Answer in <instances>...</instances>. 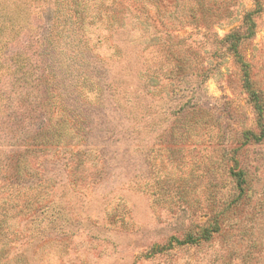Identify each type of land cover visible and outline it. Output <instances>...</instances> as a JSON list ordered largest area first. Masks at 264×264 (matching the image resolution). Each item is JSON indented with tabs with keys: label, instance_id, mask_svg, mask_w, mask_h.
Returning <instances> with one entry per match:
<instances>
[{
	"label": "rangeland",
	"instance_id": "rangeland-1",
	"mask_svg": "<svg viewBox=\"0 0 264 264\" xmlns=\"http://www.w3.org/2000/svg\"><path fill=\"white\" fill-rule=\"evenodd\" d=\"M253 4L238 0L233 15L209 31L175 29L174 37L198 50L212 71L196 91L171 95L157 76L166 57L150 43L152 30L141 45L134 39L139 33L125 34L119 54L115 31L101 22L85 21L87 30L74 31L65 0H0V215L10 228L0 248L27 240L29 220L35 227L28 245L0 253V264H17L23 252L20 264H220L227 253L237 264H264V140L241 147L244 131L257 133L255 117L239 67L220 45ZM116 26L124 29L127 21ZM85 43L96 63L86 59ZM241 55L264 89V1ZM44 67L53 77L49 94L37 80ZM85 71L90 80L78 77ZM180 97L192 99L195 111L174 117L165 107ZM138 102L145 116L128 119ZM51 124L57 133L45 145L38 137ZM27 150L16 170L10 155ZM234 153L248 198L226 214L222 234L209 243L169 248L171 237L205 222L232 195ZM16 187L17 200L7 201ZM31 196L46 205L42 216L35 202L33 218L19 214ZM156 245L168 249L152 254Z\"/></svg>",
	"mask_w": 264,
	"mask_h": 264
},
{
	"label": "trees",
	"instance_id": "trees-1",
	"mask_svg": "<svg viewBox=\"0 0 264 264\" xmlns=\"http://www.w3.org/2000/svg\"><path fill=\"white\" fill-rule=\"evenodd\" d=\"M130 2H125L124 0H99L96 4L92 3V0H65L66 8H68L69 18L72 21V26L74 31H79L83 28V23L86 21L88 26H92L96 21L101 22V25L107 27V31H115L117 35V45L115 46L118 53H121L123 49L122 42L126 40L124 35H129L131 32L139 33L137 38H134L138 43L142 44V39L145 41V34L147 30H152V37L149 38L150 43L159 47L165 54L166 57V67H159L157 76H159L161 82H165L162 86L167 88L171 95H175L176 92H186L196 91L201 88L202 85L208 80L212 68L205 67L198 50L185 46L184 43L177 40L173 32L176 28L182 27L184 25H191L194 29L201 30H212V28L219 23L226 21L230 18L232 13V8L235 6L238 0H129ZM264 0H253V8L244 13L241 20V25L235 29L230 30L224 38L220 41V45L223 46L227 52L233 57L235 65L239 67L240 72V82L242 91L246 94L248 102L253 111L255 117V128L257 133L251 130H246L242 133V145L241 147L247 146L249 144H260L264 140V89L259 87L253 78V69L249 61L245 60L241 55V48L244 43L251 41L255 35L256 29V18L261 14L263 10ZM133 9V10H132ZM123 10H127L124 17L120 16ZM135 11H139L140 15L136 16V19L132 20ZM119 19L127 21V27L122 29L120 26H116ZM140 20V21H139ZM17 30V29H16ZM87 35V34H86ZM83 36V35H82ZM80 36V37H82ZM84 37V36H83ZM15 40V35L11 36V41ZM94 40L99 41V37ZM147 40V39H146ZM8 43V41H6ZM85 43L84 54L88 61L96 63V55H92L91 51L87 48ZM143 51V50H142ZM140 51V53L142 52ZM119 57L120 55L117 54ZM44 57V56H43ZM42 57V63H45V59ZM139 55L136 57L138 59ZM46 58V57H45ZM140 58V57H139ZM41 59V58H40ZM96 61V62H95ZM139 63L141 60L139 59ZM8 70V69H7ZM42 73L37 77L38 84L45 86V92L49 94L52 91V72L48 71L45 67ZM13 71L10 70L9 74ZM146 75V69L140 73V77ZM78 77L84 78V80H90L88 78L87 71L84 73H79ZM52 80H50V79ZM194 81V82H193ZM165 99L170 101L168 94L165 95ZM174 105H169L165 109L172 114V116L182 115L186 110L195 111V104H193L192 99H184L180 97L175 100ZM142 102H138L137 106L129 109L127 118L131 120H141L145 116V110L142 107ZM173 106V108H172ZM172 108V109H171ZM46 103L42 104L43 115L47 113ZM61 122L59 119L57 122ZM54 124L48 126L42 135H39V139L45 141V145L50 143L53 136L56 135V129L53 128ZM236 149L235 152H237ZM28 151V152H27ZM15 152L10 155L11 160L16 163V170H18L20 161L28 158L26 156L30 155V150ZM32 152V151H31ZM3 153L0 150V155ZM234 165L228 169V175L233 183L232 195H230L225 201L221 209H211L208 211L209 215L205 222L202 224L192 225L181 238L171 237L169 240V248L173 245L178 247H192L200 246L203 243H209L216 236H220L224 230V220L226 214L236 209L238 204L243 200L248 198V187L246 173L243 169L239 168V163L235 160V153L231 157ZM24 163V162H23ZM26 174H30L26 172ZM30 176V175H28ZM17 186V185H16ZM21 187H16L10 193H6V200H17ZM27 190H33L34 187H24ZM23 188V189H24ZM36 200V199H35ZM31 196L22 202L23 208L27 212L22 211L19 208V214H23L29 218H33L34 210L32 202H35ZM35 203L41 205V208L37 209L38 213L42 216L47 211V207L42 201H36ZM30 206V207H29ZM36 212V217L37 214ZM6 217V216H5ZM3 215H0V239L7 235L9 227L5 225ZM33 222V221H32ZM49 227H44L43 230L39 231L45 234V231ZM35 227L32 226L31 220L24 225L23 232L26 233V238L21 244H16L10 239L7 243H3L0 248V253H7L9 249L21 248L25 244H29ZM9 234V233H8ZM18 234V233H17ZM40 235V236H41ZM18 240V236H17ZM30 246V245H29ZM168 247L154 246L152 247V254L165 252ZM28 251H26L27 253ZM228 254V253H227ZM226 255H220L218 261L220 264H237V262L231 261ZM26 256V254L18 255L13 262L20 264V257ZM239 264V263H238Z\"/></svg>",
	"mask_w": 264,
	"mask_h": 264
}]
</instances>
